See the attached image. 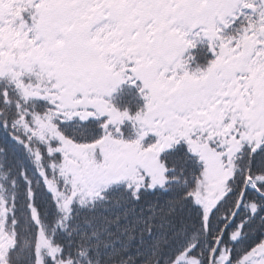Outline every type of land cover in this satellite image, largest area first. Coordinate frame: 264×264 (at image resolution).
Segmentation results:
<instances>
[{
  "label": "snow or ice",
  "instance_id": "6c2138e0",
  "mask_svg": "<svg viewBox=\"0 0 264 264\" xmlns=\"http://www.w3.org/2000/svg\"><path fill=\"white\" fill-rule=\"evenodd\" d=\"M0 264H264V0H0Z\"/></svg>",
  "mask_w": 264,
  "mask_h": 264
}]
</instances>
